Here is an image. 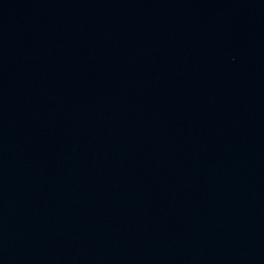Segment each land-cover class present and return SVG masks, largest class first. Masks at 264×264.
<instances>
[{
	"label": "water",
	"instance_id": "obj_1",
	"mask_svg": "<svg viewBox=\"0 0 264 264\" xmlns=\"http://www.w3.org/2000/svg\"><path fill=\"white\" fill-rule=\"evenodd\" d=\"M0 264H7L2 247H1V243H0Z\"/></svg>",
	"mask_w": 264,
	"mask_h": 264
}]
</instances>
